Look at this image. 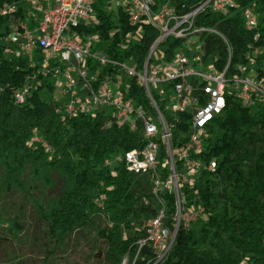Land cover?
<instances>
[{
    "label": "trees",
    "instance_id": "trees-1",
    "mask_svg": "<svg viewBox=\"0 0 264 264\" xmlns=\"http://www.w3.org/2000/svg\"><path fill=\"white\" fill-rule=\"evenodd\" d=\"M6 1L0 0V5ZM202 1L173 0L172 10L185 14ZM155 2L160 4L162 0ZM232 2L237 8H229L226 14L208 9L194 21L196 27L213 29L226 40L230 53L219 36H200L205 54L217 56L219 70L229 59L230 73L236 65L247 63L250 52L264 49V0ZM245 10L256 13V29L246 30L242 17ZM117 13V19H113L111 13L97 7L96 22L77 31L97 35L99 46H105L111 59L133 58L141 65L159 34L146 24L131 26L122 12ZM4 27L5 20L0 18V196L18 190L31 197L36 190L53 189L59 183L55 196L33 201L34 214L44 228L43 264L51 261L71 235L89 228L105 243L101 258L107 264H122L124 260L127 264H149L155 253L147 243L140 248L139 242L146 238L147 224L157 214L150 179L134 176L121 165H104L119 152L141 149L139 135L125 127L105 129L106 117L101 114L68 118L56 113L58 103L41 95L45 88H55L41 76L24 104L15 105V92L27 83L37 66L27 58L7 53L8 47L1 43ZM184 41L167 39L162 44L167 47L165 56L169 58ZM122 45L127 47L120 50ZM256 62L259 68L264 58ZM131 93L136 103L145 102L142 90L134 84ZM215 128L222 130L221 135L214 133ZM183 131L187 133V128ZM33 136L42 139L49 150L32 143ZM198 158L205 165L215 161L216 169L213 173L201 172L194 186L183 188L186 207L180 214L193 206L197 215L188 223L180 220L160 264H264V103L244 106L228 97ZM163 197L167 203L166 225L174 231V198ZM103 215L109 217V224L100 228L95 220ZM0 229V239H14L22 225L16 219L0 217ZM126 232L130 235L123 237Z\"/></svg>",
    "mask_w": 264,
    "mask_h": 264
},
{
    "label": "built area",
    "instance_id": "built-area-1",
    "mask_svg": "<svg viewBox=\"0 0 264 264\" xmlns=\"http://www.w3.org/2000/svg\"><path fill=\"white\" fill-rule=\"evenodd\" d=\"M172 2L110 0L107 6L122 12L131 26L146 24L157 30L159 35L141 65L133 58L111 59L105 46H99L97 35L77 31L96 22L97 0H7L0 5V18L5 20L1 43L8 47L7 53L27 58L37 66L27 83L15 92V105L24 104L37 86L38 76L63 77L64 85L59 83L54 88L67 97L57 102L56 113L68 118L101 114L106 117L105 129L125 127L139 135L141 149L119 152L104 165H121L134 176L150 179L157 214L147 224L146 238L139 242L140 248L147 243L155 253L149 264H160L168 253L180 213L186 207L183 188L194 186L201 172L213 173L216 169L215 161L205 165L198 156L211 137L215 120L222 116L227 98L244 106L264 103V62L259 68L256 62L264 58V49L250 52L247 63L236 65L233 73L228 71L229 59L219 70L217 56L205 54L200 36H219L230 53L226 40L215 30L194 24L205 10L223 15L229 8H237L232 0H203L185 14L174 13ZM242 17L246 30L256 29L255 12L245 10ZM192 37L201 42L195 49L184 46ZM127 38L136 40L130 35ZM169 38L185 41L167 58V47L162 44ZM126 47L122 45L120 50ZM161 47V57L153 58ZM185 49H189L187 54ZM209 58H214L210 65ZM133 84L142 90L145 102L136 103L131 93ZM31 142L49 150L38 136ZM164 195L174 198V231L166 225Z\"/></svg>",
    "mask_w": 264,
    "mask_h": 264
},
{
    "label": "rangeland",
    "instance_id": "rangeland-1",
    "mask_svg": "<svg viewBox=\"0 0 264 264\" xmlns=\"http://www.w3.org/2000/svg\"><path fill=\"white\" fill-rule=\"evenodd\" d=\"M110 0H97V6L103 12H111L112 18L117 19L118 13L113 5H109ZM198 37H192L184 46L197 48L200 44ZM98 48V47H96ZM191 49V48H189ZM189 49L183 52L187 54ZM191 49V50H193ZM179 50V49H178ZM177 50V51H178ZM164 48H159L154 54L153 58H160ZM214 58H209L208 64L213 62ZM39 60V55L37 61ZM255 75V73H251ZM47 83L56 87L59 83L60 86L64 85L65 79L63 77L48 76ZM41 95L50 96L56 102H64L67 97L63 95L59 89L55 88L50 91L45 88ZM214 133L221 135L222 130L215 128ZM1 178V171H0ZM27 179V178H26ZM59 183L55 184L53 189L36 190L31 197H25L22 191L15 190L10 195L0 196V217L3 220L16 219L22 225V231L14 239H0V264H43L45 255L42 231L43 225L38 220L37 215L34 214L35 209L33 206L34 200L50 199L58 193ZM196 212L185 210L183 216L180 215V220L183 222H191L195 219ZM109 224V217L101 216L95 220V225L104 228ZM6 228V225H1ZM3 233L0 229V237ZM173 233V232H172ZM130 233H123V237L129 236ZM173 242V241H172ZM172 244V243H171ZM105 243L97 238L94 229H83L71 235L65 242L64 246L57 248L54 256L48 264H107L101 258L105 252ZM98 254L95 255V253ZM122 264H127L124 260Z\"/></svg>",
    "mask_w": 264,
    "mask_h": 264
}]
</instances>
